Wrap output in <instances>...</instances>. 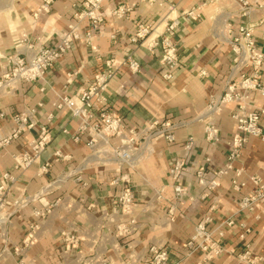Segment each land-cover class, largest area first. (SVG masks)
Segmentation results:
<instances>
[{"label": "crops", "instance_id": "1", "mask_svg": "<svg viewBox=\"0 0 264 264\" xmlns=\"http://www.w3.org/2000/svg\"><path fill=\"white\" fill-rule=\"evenodd\" d=\"M41 2L0 0V76L10 55H28L38 45L56 44L58 35L73 23V6L81 0H52L49 11L33 19L32 13ZM258 2L259 7L242 15L233 0L106 1L102 5L103 27L90 45L75 42L41 79L19 81L13 90L0 89L1 137L14 127L12 115L32 110L34 121L31 129L0 146V264H57L63 231L79 237L77 251L84 253L90 264H150L151 246L168 252L167 264H203L202 252L196 249L189 253L184 244L204 215L210 218L206 228L211 239L224 247V252L208 264H238L236 254L246 245L264 257V215L255 218V212L241 211L237 205L241 195L252 193L253 185L247 181L235 192L226 175L218 187L206 190L196 177L198 168L204 166L206 178H211L212 171L223 163L229 137L235 132L231 114L236 102L223 104L211 116L205 113L210 97L220 95L225 87L233 56L229 43L220 38V30L225 21L252 25L257 47L264 53V0ZM202 3L198 18L185 15ZM121 4L128 11L117 18L112 11ZM171 22L177 57L172 70L160 63V47L150 46ZM85 24L83 21L82 26ZM138 25L148 27L149 33L143 41L133 42ZM129 55L139 62L140 70L132 73L125 65L118 67L104 92L106 108L120 117L124 130L154 120L174 124V140H156L150 155L135 167L101 161V155L88 147L90 136L77 133L78 120L69 109L55 106L61 96H76L85 89L106 60L121 62ZM201 71L205 74L200 75ZM244 71L251 73L249 68ZM168 73L171 78L164 77ZM259 78L264 82V62ZM247 109H264V99L250 93ZM207 118L219 131V141L214 144L204 140ZM260 126L264 131V116ZM41 127L47 131L43 149L29 166L17 167V155L32 151ZM77 134L75 141L72 136ZM189 136L193 146L186 152L183 146ZM111 143L113 146L118 141ZM177 156L186 162L180 179L186 195L180 199L175 198L168 177ZM240 165L244 178L257 174L264 182V143L258 137H248ZM124 182L133 190L131 218L135 225L128 235L119 236L112 206ZM46 208L48 213L35 216ZM225 219H232L234 225L222 226ZM239 223L249 232L244 234ZM33 224V236L24 243Z\"/></svg>", "mask_w": 264, "mask_h": 264}, {"label": "built area", "instance_id": "2", "mask_svg": "<svg viewBox=\"0 0 264 264\" xmlns=\"http://www.w3.org/2000/svg\"><path fill=\"white\" fill-rule=\"evenodd\" d=\"M109 0H81V3L73 6V23L69 24L65 31L58 35V42L54 45H38L34 51L28 55L15 53L7 57V69L0 76V89L7 88L13 90L19 81L35 82L43 77L48 69L69 51L75 42H82L90 45L91 41L103 27L104 11L102 5ZM157 0H149L152 4ZM239 7L242 15L249 13L254 6H260L258 0H233ZM52 0H42L41 4L32 13L33 19L41 13L49 11ZM205 3L192 7L185 12L188 17L198 18L200 9ZM128 8L123 4L117 5L112 11V15L117 18L122 17ZM86 24L82 26V22ZM174 23L166 25L163 35L159 40L150 42V46H159L161 49L160 63L166 65L170 70L177 66V57L175 53V44L172 35ZM148 27L138 25L136 31L131 37V41H143L148 35ZM219 36L222 40L229 43L232 49V59L229 66L228 78L222 93L218 96L210 97L205 113L211 116L217 113L221 106L228 102H236L237 107L231 114L235 121V132L231 134L228 140V150L223 163L217 169L212 171L211 178H206L204 166H200L196 171L197 182L206 190H212L219 186L220 179L226 175L229 176V186L235 192H240L247 181L253 185L251 194L241 195L238 198L237 205L241 211L255 212V218L264 215V182L257 174L246 175L240 165L242 149L247 142L248 137H258L264 143V131L260 126L261 117L264 116V109L248 110L247 102L250 93H256L264 99V82L260 80L259 73L261 65L264 62V53L257 47L256 39L253 35L252 25L247 23H238L234 25L231 21H225L220 30ZM125 65L130 72L137 73L140 70L139 62L131 55L124 61L117 62L114 59H108L104 63V68L93 75L87 87L82 89L76 96H61L56 107L65 106L69 109L71 116L78 120L77 133H87L90 136L88 147L91 152L101 155L103 162H115L117 164L125 163L135 167L142 159L147 158L152 152V146L158 139H164L167 142L174 140V124L168 120L151 121L143 126H133L127 130L123 129L120 117L110 112L104 102V92L107 89L108 82L114 77L119 66ZM251 69L247 73L244 69ZM203 71L200 75H204ZM238 75V77H237ZM165 78H171L172 74L164 75ZM31 111L12 115L14 127L8 135L0 136V146L7 145L20 132L31 129L34 121L31 118ZM2 113H0V117ZM51 115L48 116L50 118ZM203 135L207 143L214 144L219 141V131L210 118H207ZM66 132V130H62ZM73 140H78V134L72 136ZM47 141V131L45 127L40 128L38 139L32 142L31 152H23L17 155L15 165L17 167L29 166L39 155ZM111 141H118L112 146ZM193 146V137L189 136L183 146L188 152ZM110 147V149H105ZM58 156V152H55ZM208 161L207 158H205ZM46 170V165L42 166ZM186 170V162L182 157H174L168 177L172 183L173 194L176 199L186 195L185 188L181 185L180 179ZM4 176H7L5 174ZM2 189V187H0ZM160 190L157 191V197L160 198ZM205 194L200 195L203 198ZM190 200L193 197H189ZM3 201L0 200V204ZM135 200L133 190L128 182H124L118 195L114 197L112 214L115 215L118 223L115 225L119 236H126L135 225L131 218ZM50 211L46 208L44 211L35 212V216H42ZM126 218V220L124 219ZM171 220L172 218L169 217ZM210 218L204 215L194 226V230L184 247L189 253L199 249L202 252V263L208 264L214 257L224 252V247L217 240L211 239V233L206 226ZM222 226L231 227L234 225L232 219H225ZM243 233H248L249 228L244 223H239ZM36 227L31 225V229L25 238V242L32 238V229ZM244 235L241 234L240 237ZM79 237L68 232H61L62 250L57 264H90L91 261L84 253L78 252ZM151 257L150 264H167L168 252L159 246L149 248ZM238 264H264V257L257 255L249 249L248 245L236 254ZM124 261L120 264H129ZM23 264V263H18ZM200 264V263H198Z\"/></svg>", "mask_w": 264, "mask_h": 264}]
</instances>
